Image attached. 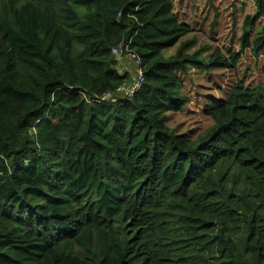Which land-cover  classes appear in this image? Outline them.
Segmentation results:
<instances>
[{
  "label": "trees",
  "instance_id": "obj_1",
  "mask_svg": "<svg viewBox=\"0 0 264 264\" xmlns=\"http://www.w3.org/2000/svg\"><path fill=\"white\" fill-rule=\"evenodd\" d=\"M256 16L208 59L172 0H0V264H264V87L212 99L194 138L167 121L191 67L264 54Z\"/></svg>",
  "mask_w": 264,
  "mask_h": 264
},
{
  "label": "rangeland",
  "instance_id": "obj_2",
  "mask_svg": "<svg viewBox=\"0 0 264 264\" xmlns=\"http://www.w3.org/2000/svg\"><path fill=\"white\" fill-rule=\"evenodd\" d=\"M172 1L180 21L192 28V32L182 40L194 42L187 53L200 51L208 59L217 51L228 60L232 53L240 52V38L247 16L257 15L256 31L264 24L257 14L255 0ZM176 50L177 46L165 54L172 56ZM114 68L121 73L130 72L133 77L134 63L125 55ZM240 81L248 88L264 87V54L257 56L248 48L238 63L231 67L210 70L191 67L183 91L189 102L181 111L168 112L169 127L177 134L192 135L193 138L203 133L213 124L205 113L206 106L212 99L227 98L233 86Z\"/></svg>",
  "mask_w": 264,
  "mask_h": 264
},
{
  "label": "built area",
  "instance_id": "obj_3",
  "mask_svg": "<svg viewBox=\"0 0 264 264\" xmlns=\"http://www.w3.org/2000/svg\"><path fill=\"white\" fill-rule=\"evenodd\" d=\"M112 53L118 59H121L125 55L127 56V58L133 61V81L131 82V84L119 87L117 90V92L123 96L133 95V93L137 92L140 89L144 79V70L141 64V60L136 54H134V52L129 49L128 45L124 44V42H121L117 47H114ZM104 99L116 101L117 97L112 93H106Z\"/></svg>",
  "mask_w": 264,
  "mask_h": 264
},
{
  "label": "bare ground",
  "instance_id": "obj_4",
  "mask_svg": "<svg viewBox=\"0 0 264 264\" xmlns=\"http://www.w3.org/2000/svg\"><path fill=\"white\" fill-rule=\"evenodd\" d=\"M86 132V131H85ZM94 138V137H93ZM95 139V138H94ZM105 145V144H104ZM110 148V147H109ZM102 153V152H101ZM93 161V160H92ZM103 164V163H102ZM1 178V177H0ZM158 224V223H157ZM70 259V258H69ZM46 261V260H45ZM68 262H70V261H68ZM45 264V263H44ZM63 264V263H62Z\"/></svg>",
  "mask_w": 264,
  "mask_h": 264
},
{
  "label": "clouds",
  "instance_id": "obj_5",
  "mask_svg": "<svg viewBox=\"0 0 264 264\" xmlns=\"http://www.w3.org/2000/svg\"><path fill=\"white\" fill-rule=\"evenodd\" d=\"M113 50V49H112ZM113 54V53H112ZM118 59V58H117ZM118 62H120V59H118Z\"/></svg>",
  "mask_w": 264,
  "mask_h": 264
}]
</instances>
